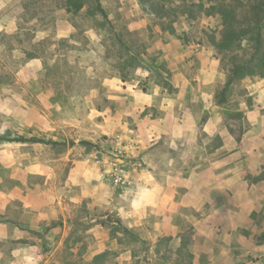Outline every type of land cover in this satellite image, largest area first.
<instances>
[{"label":"crops","instance_id":"1","mask_svg":"<svg viewBox=\"0 0 264 264\" xmlns=\"http://www.w3.org/2000/svg\"><path fill=\"white\" fill-rule=\"evenodd\" d=\"M20 1L0 0V115H17L19 86L30 89L28 83L44 75L35 54L40 42L55 58L58 42L79 44L64 33L72 27L68 20H56L52 34L50 20L44 19L29 48L22 47ZM125 21L132 30L148 25L129 16ZM37 22L33 18L27 25ZM147 51L173 73V95L106 80L109 99L118 108L99 133L112 139V153H124L123 160L83 155L82 147H70L66 120L0 118V264H51L52 242L57 237V249H66L67 222L84 203L88 210L105 207L126 230L146 235L150 249L144 261L128 249L111 264H177L179 236L186 232L196 256L190 264H264V78L240 81L239 94L226 90L227 71L215 52L184 46L160 31ZM149 109L160 113L152 117ZM52 123L59 124L58 130ZM20 138L37 142L15 141ZM56 163L58 174L52 169ZM69 164V173L61 176ZM114 172L122 177L117 185L109 179ZM55 176L64 196L36 190ZM56 220L63 221L50 227ZM86 234L91 236L87 264L108 255L109 244L116 243L109 228L95 225ZM80 246L75 243L71 250Z\"/></svg>","mask_w":264,"mask_h":264},{"label":"rangeland","instance_id":"2","mask_svg":"<svg viewBox=\"0 0 264 264\" xmlns=\"http://www.w3.org/2000/svg\"><path fill=\"white\" fill-rule=\"evenodd\" d=\"M232 1L144 0L147 5H141L138 0H83L84 10L73 14L62 12L66 0H21L18 16L22 21L19 26L18 41L22 47L29 48L32 36L42 29L40 22L44 19L50 20L52 34L55 33L56 20H68L72 27L70 30L65 28L64 33L79 41V44L69 43L68 39L58 42V49L55 51H58L59 56L55 58L53 51L44 53L47 44L40 42L35 54L40 56L44 75L29 82L30 89L24 84L19 86L21 106L17 115H0V118L66 120L68 122L66 130L71 133V137L67 139L70 147L77 145L82 147L83 155L94 153L100 159L111 157L117 161L123 160L124 153L119 151L115 155L112 153L113 148L110 144L112 139L99 133L104 119L112 118L113 112L118 108V103L109 99L112 93L106 85V80L117 79L118 83H127L126 86L129 88L138 87L146 92L158 87L164 89L166 95H173V73L160 63L158 57L147 51L151 49L152 41L156 35H159V31L181 39L184 46L194 45L199 49L215 52V57L220 61V66L226 69L228 76L230 55L222 53V50L216 46L222 31V10L225 7H232L235 20L243 24L247 22L245 18L250 15L251 8L260 0H237L234 4ZM149 4L162 9L167 15L162 18L157 17L151 12ZM97 6H101L104 10L105 18L96 11ZM126 16L146 20L148 23L146 29H130L126 25ZM33 18L38 22L27 25V22ZM186 34L190 37L186 38ZM242 47L246 48L247 43L243 42ZM236 55L247 57L248 53L238 51ZM21 63H25V60H20ZM239 84L230 87L238 94L242 90ZM23 88L26 90L23 91ZM148 113L152 117H157L160 111L149 109ZM74 121H83V126L77 128L75 124L78 123ZM58 126V123H52V127L56 130ZM51 142L58 143L54 139ZM82 142H89L91 145H84ZM59 149L61 147L56 145L54 153H58ZM116 163L120 164V162ZM70 164L61 168L63 169L61 176L69 173ZM114 166L112 168L116 171L117 167ZM52 169L58 174L60 165L56 163ZM105 170L104 167L102 173L107 178ZM120 174L114 172V175L109 177L113 185H117L115 180L119 182L122 178ZM55 180L56 176L50 185L45 187L43 185V188L38 187L36 190L45 189L46 193L47 189H50L52 197L64 196V189L60 188L58 180ZM35 182L38 183V180ZM118 220L105 207L88 210L84 203L74 214L73 222H67L70 231L66 249H57L59 243L57 237L52 242L54 246L51 247L49 254L51 264H87L85 263L86 248L91 242V236L86 234V231L95 225L109 228L110 237L116 240L114 246L111 247L109 244L108 248L111 252L108 255L103 254L101 263L111 264L117 253L128 249L134 252L138 261H144L150 249L148 242L144 240L146 235L138 230H126L122 223L121 226L116 223ZM62 221L56 220L50 224V227H57ZM263 235L260 237L262 238ZM190 236L187 232L179 236L181 243L175 253L177 264H190L196 257L190 253L192 248ZM75 243H82L76 252L71 250ZM256 259L259 260L257 257ZM254 260L255 258L251 259Z\"/></svg>","mask_w":264,"mask_h":264},{"label":"trees","instance_id":"3","mask_svg":"<svg viewBox=\"0 0 264 264\" xmlns=\"http://www.w3.org/2000/svg\"><path fill=\"white\" fill-rule=\"evenodd\" d=\"M141 5H147L144 0H138ZM233 4L237 0L232 1ZM151 12L157 17H164L167 14L154 5H150ZM65 8L67 13L78 14L84 8L83 0H66ZM96 11L104 18L106 14L101 6L96 7ZM250 15L246 16V23L239 24L235 20V13L232 7H225L222 10V31L220 40L216 46L222 53L230 55L229 74L225 89H229L231 85L240 83L248 77L264 78V0H260L251 8ZM246 42L247 47H242V43ZM238 51L248 53L247 57H239L236 55ZM17 142H37L36 139L24 140L23 138L15 140ZM84 145H91L89 142H82ZM119 226L121 222L118 220ZM264 238V235L262 236ZM103 255L94 257L88 264H101Z\"/></svg>","mask_w":264,"mask_h":264}]
</instances>
